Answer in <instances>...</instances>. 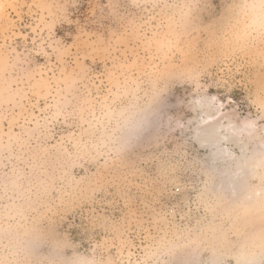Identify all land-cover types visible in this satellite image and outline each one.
Wrapping results in <instances>:
<instances>
[{
    "label": "rangeland",
    "instance_id": "374dc122",
    "mask_svg": "<svg viewBox=\"0 0 264 264\" xmlns=\"http://www.w3.org/2000/svg\"><path fill=\"white\" fill-rule=\"evenodd\" d=\"M218 6L0 0V264L206 260L259 238L264 209L242 219L214 188L264 133V37L241 19L217 40Z\"/></svg>",
    "mask_w": 264,
    "mask_h": 264
},
{
    "label": "clouds",
    "instance_id": "9594fccd",
    "mask_svg": "<svg viewBox=\"0 0 264 264\" xmlns=\"http://www.w3.org/2000/svg\"><path fill=\"white\" fill-rule=\"evenodd\" d=\"M223 7H217L214 13L216 25L215 38L226 42L231 38V32L241 20H248L259 34L264 37V0H221ZM236 161L245 177L259 176L261 187L264 188V133L257 140L241 145L235 150ZM209 166L211 160L209 158ZM218 166V165H217ZM260 207L264 209V201ZM163 243L165 237H161ZM206 249L197 251L185 250L174 258H160L156 264H264V231L259 238L251 234L241 232L229 238L226 252L222 256H209L206 260L200 257Z\"/></svg>",
    "mask_w": 264,
    "mask_h": 264
},
{
    "label": "bare ground",
    "instance_id": "6f19581e",
    "mask_svg": "<svg viewBox=\"0 0 264 264\" xmlns=\"http://www.w3.org/2000/svg\"><path fill=\"white\" fill-rule=\"evenodd\" d=\"M232 130L235 133L237 132L235 128H233ZM229 138H230V135L224 134L221 137V141L213 142L210 146H206V148L211 150V157L214 160V162H216L217 160H222V159L227 160L229 158L230 154L227 151V149L221 150L219 147L222 144V140H229ZM216 172L220 174L223 173L220 170L218 171L216 170ZM227 172H230V171L228 170ZM230 173H233V175H231L229 179L228 178L221 179L218 182L217 186L214 188L215 190L220 191L218 192L217 195L223 196L224 198L226 195V197L228 196L234 199L232 202L233 206L231 207L235 206L233 210L235 209L236 211H239V213L238 212L237 213L238 215L240 214L239 216L242 219L244 217H247L248 215L258 213V211L262 209L260 207V203L261 201H264V188L261 187V184H262L261 178L259 176L255 178H253L252 176H249L250 178L254 180H258L259 185L253 187L251 190H248L247 194L245 193L246 190H244V194H241V192L243 193V191H241L242 184L246 177L244 176L239 165ZM223 241H224L223 243L226 244L227 242L226 239H224ZM215 256H218V255H215Z\"/></svg>",
    "mask_w": 264,
    "mask_h": 264
}]
</instances>
